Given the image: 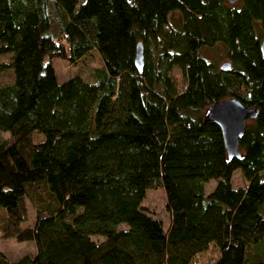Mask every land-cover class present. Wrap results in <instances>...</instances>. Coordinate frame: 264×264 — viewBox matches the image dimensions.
I'll use <instances>...</instances> for the list:
<instances>
[{
  "label": "trees",
  "instance_id": "16d2710c",
  "mask_svg": "<svg viewBox=\"0 0 264 264\" xmlns=\"http://www.w3.org/2000/svg\"><path fill=\"white\" fill-rule=\"evenodd\" d=\"M75 3L0 0V68L11 71L0 85V237L34 246L14 261L0 252V264H190L208 244L211 264H264V0ZM214 44L228 69L204 56ZM91 49L92 80L56 81L52 57L72 64ZM230 96L257 112L228 159L202 113ZM235 169L244 186L230 185ZM157 187L165 230L140 206Z\"/></svg>",
  "mask_w": 264,
  "mask_h": 264
},
{
  "label": "rangeland",
  "instance_id": "374dc122",
  "mask_svg": "<svg viewBox=\"0 0 264 264\" xmlns=\"http://www.w3.org/2000/svg\"><path fill=\"white\" fill-rule=\"evenodd\" d=\"M82 0H75V5H78ZM225 1V0H223ZM203 54L207 60L212 61L215 65L225 60V50L219 44H214L210 48H205ZM8 61V53L0 54V64ZM51 66L53 68L55 78L57 82H60L70 76L78 75L84 81L92 80L93 68L99 67L101 65L100 59L94 50L88 51L81 58L69 64L65 60L57 57H52L50 59ZM177 89L182 86L181 76L176 68H173L169 72ZM11 81V71L9 68H0V85L9 83ZM5 136L6 132H3ZM2 135L0 134V137ZM230 185L232 187L244 186L246 180L240 175L238 169L232 171L230 175ZM214 179H208L202 183L203 192H208L214 185ZM140 206L144 211L154 218H157L161 222V227L163 230L166 229L168 223V212L165 207V197L163 189L157 188H146L144 190L143 196L140 200ZM26 219L21 222V225H31L33 220V209L28 201H25ZM124 227L123 224L117 225V228ZM91 238L97 237L99 235H90ZM260 247L258 249V254L264 255V237L257 242ZM0 252L6 257L8 261H14L24 254L32 255L34 252V246L31 241L16 242L11 238H1L0 237ZM217 254L216 248L212 244H208L207 248L197 255L194 256L193 261L190 264H211L215 255Z\"/></svg>",
  "mask_w": 264,
  "mask_h": 264
},
{
  "label": "water",
  "instance_id": "95a60500",
  "mask_svg": "<svg viewBox=\"0 0 264 264\" xmlns=\"http://www.w3.org/2000/svg\"><path fill=\"white\" fill-rule=\"evenodd\" d=\"M232 3L235 0H226ZM259 50L264 53V38L259 42ZM143 62L142 45L137 41L134 46L133 66L137 72L141 70ZM229 67L227 59L217 64L220 70H226ZM257 112L255 106H246L236 97L230 96L212 101L203 110V118L212 121L219 130L221 142L228 159L237 158L239 149L237 140L241 136L245 126V121L254 118Z\"/></svg>",
  "mask_w": 264,
  "mask_h": 264
}]
</instances>
